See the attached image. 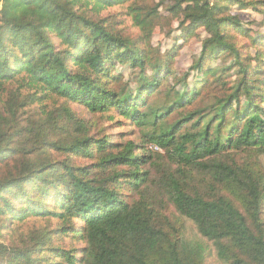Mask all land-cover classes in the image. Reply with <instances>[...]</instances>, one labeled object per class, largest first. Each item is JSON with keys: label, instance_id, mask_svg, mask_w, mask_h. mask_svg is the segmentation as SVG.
<instances>
[{"label": "trees", "instance_id": "obj_1", "mask_svg": "<svg viewBox=\"0 0 264 264\" xmlns=\"http://www.w3.org/2000/svg\"><path fill=\"white\" fill-rule=\"evenodd\" d=\"M127 1L0 0V216L58 220L0 243V264H205L212 252L223 264H264V168L238 157L264 154V36L231 13L264 0H172L182 37L207 34L181 76L174 50L151 55L88 14ZM221 57L233 61L219 73L211 63ZM117 64L132 79L114 74ZM54 99L66 104L48 108ZM34 104L38 118L21 124ZM115 113L140 145L94 132L96 116ZM52 234L70 245L48 248Z\"/></svg>", "mask_w": 264, "mask_h": 264}, {"label": "rangeland", "instance_id": "obj_2", "mask_svg": "<svg viewBox=\"0 0 264 264\" xmlns=\"http://www.w3.org/2000/svg\"><path fill=\"white\" fill-rule=\"evenodd\" d=\"M160 1L161 0H129L121 5L119 4L104 9L99 14H94L92 11H89L88 14L95 20L101 18L106 19L107 24L111 26L113 30L120 32L122 36L128 37L132 42L137 43L138 46L149 51L151 55L162 57L168 50H174V57L172 60L173 69L178 76H181L189 70V67L193 64L194 60L201 54L202 40L207 34L204 27L200 26L195 29L193 34L189 35L185 32V36L182 37L184 32H182L181 27H179V22L181 21L182 16L173 14L167 9L168 5L172 4V0H165L164 4L159 8L158 14H155V16H148L151 15L150 11H152ZM262 9L263 10L261 11L254 10L253 8L241 10L239 6L233 5L231 13L239 15L240 20L244 23V27L250 29L251 35H256L258 33V35L264 36V6H262ZM136 16L139 19H136ZM146 23L149 24L148 27H146ZM192 28L194 29V27ZM238 41L241 45L244 43L247 44L250 43V38L245 37L243 34H238ZM175 46L176 48L174 49ZM250 52L254 51L250 49ZM232 61V58L226 59L225 57H221L213 61L211 66L220 69L218 70L220 73L221 69L223 67H229L230 64H232ZM234 70L235 69H231L230 72H233ZM134 72L135 70H133V68L126 65L117 64L113 69V73L117 75L120 74L125 78V81L132 79ZM193 76H195V74L190 76V83L193 81ZM214 77H216V75L213 76V78ZM224 77L225 78L222 80L223 82H227L230 79L233 80V78ZM132 86L134 87V83ZM121 87V84L115 85L116 89H120ZM216 87L217 84H213L209 92L211 94L217 92L218 88ZM65 104L66 103L63 99H54L53 101L48 102L47 106L50 109H54L60 108ZM69 106L77 114L87 118L90 117L89 112L81 105L70 103ZM39 111V104H34L22 109L19 113L21 124L27 125L30 116H33L32 119H37ZM114 115V119H109L106 116H96V121L99 122V126L95 128L94 132L97 135H108L111 141L114 142L119 141L125 143L131 140L140 145L142 139L139 129L131 121L117 116L116 113ZM53 154L56 159L62 158L61 154H58L55 151H53ZM249 155H252V160H259L264 168V154L260 155L256 150L242 152L238 157L246 156L247 158ZM74 162L77 165L91 164V161L82 159L79 156L77 158L75 156ZM196 184H198V182H196ZM122 192L130 195V198H133L134 196L133 191L128 186H125L122 189ZM174 212V209L170 206L168 214L171 216V220L176 222L177 220ZM34 218L36 217H31L30 220L23 223L18 220H15L12 223L11 220L8 221L7 218L0 216V243L11 244L17 239L16 242L20 244V233L24 234L26 237L33 230L45 226L48 228H54L58 224V220L52 219V221L48 223L44 218ZM52 235L54 236H52L48 248L64 245L69 246L71 243L70 240H64L60 235ZM206 243L208 246H211L210 242L206 241ZM77 245L81 246L80 243ZM205 264L223 263L219 261L214 252H212L207 256Z\"/></svg>", "mask_w": 264, "mask_h": 264}]
</instances>
